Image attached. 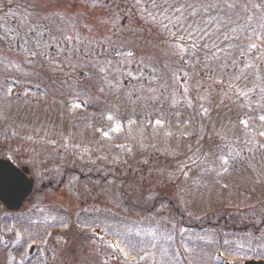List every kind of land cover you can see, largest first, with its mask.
<instances>
[{"label": "rangeland", "instance_id": "1", "mask_svg": "<svg viewBox=\"0 0 264 264\" xmlns=\"http://www.w3.org/2000/svg\"><path fill=\"white\" fill-rule=\"evenodd\" d=\"M105 1L108 0H0V33L13 35L9 50L0 48V159L29 166L37 185L47 179L53 181V191L45 187L18 215L31 225L42 224L40 218L43 219V241L31 243L36 254L44 264H197V259L203 260L201 250H197L199 242L189 243L185 227L186 217L191 216L196 224L204 226V219H212L205 229L211 242L230 234L224 231L226 223L234 228L247 226L228 238L233 248L231 258L223 264H243L246 257H264V39L243 38L229 62L220 65L215 61L217 66L213 68L208 63L205 77L193 79L197 73H186V52L178 39L186 34V28L168 29L159 23L163 14L144 15L146 11L129 0H114V7L107 8ZM214 8L235 16L237 11H243L251 23L264 27V0H214ZM138 12L141 17L137 20ZM202 22L213 26L211 20ZM83 28L87 34L80 32ZM115 32L128 37L120 43L121 49L116 47L113 58L117 62L112 65L101 58L104 52L99 49L113 37L115 42ZM226 38L229 41L231 37ZM80 43L96 46L93 52L84 50L88 55H80ZM208 50L206 45L201 58L203 54L204 62L212 63L217 59L212 60ZM175 59H182L183 68L157 83L156 69L151 67L161 63L170 68ZM131 62L137 70L131 71ZM147 69L148 80L143 74ZM193 96L205 110L202 117L211 108H228L239 119L231 123L235 133L242 135L240 131L247 130L251 122L257 129L244 140L238 137L231 142L221 130L202 139L203 130L198 133L188 124L192 120L188 107H192ZM259 108L263 111L260 115L256 113ZM50 109L60 112L52 111L49 117L62 115V119L72 121L76 114L81 115L76 117L78 125L88 119L86 126L95 129L96 136L91 132L84 136L76 133L73 142L64 139L60 143L52 134L56 136L65 124L47 117V124L36 125L46 128L42 133L48 135V148H37L45 141L40 133H33L32 114ZM164 109L180 116L182 126L169 128L161 114ZM97 113L105 124L94 128L96 121L91 119L97 118ZM145 116L146 129H137L138 120L142 122ZM15 126L20 128L17 137ZM195 145L199 148L194 149ZM200 156L201 161L195 163ZM185 160H189L188 164H184ZM83 164L102 175L91 180L57 174L58 168ZM126 188L134 195L144 192V203L151 201L152 211L141 224L133 219L144 215L145 205L133 203V210L127 208L126 196L121 192L125 193ZM174 210L185 221L177 236L175 228L180 219ZM221 212L226 216L223 221L218 216ZM77 217L85 226L94 218L102 225L78 227ZM8 218L15 216L0 207V228ZM60 220L65 223L62 228ZM122 225L139 226L136 230L140 237L131 232L135 237L128 240L130 243L141 238L151 246L147 239L151 237L152 244L159 239L167 248L173 241L180 252L164 256L161 246H146L127 254L123 244L126 229ZM15 232L18 244L23 234L17 229ZM5 233L0 231V244L7 242ZM117 234L119 237L114 238ZM34 236L30 231L29 237ZM194 237L201 240L204 236ZM2 250L0 247V264H12L13 257L2 254ZM217 252L210 259L218 262L222 256ZM28 259L27 255L18 261L24 264Z\"/></svg>", "mask_w": 264, "mask_h": 264}, {"label": "trees", "instance_id": "2", "mask_svg": "<svg viewBox=\"0 0 264 264\" xmlns=\"http://www.w3.org/2000/svg\"><path fill=\"white\" fill-rule=\"evenodd\" d=\"M129 1L131 3H135V5H137V8H139L140 10L144 9L146 11V13L144 15H151L152 17H154L158 13L163 14V16H162L163 18H161L159 20V23H160V25L168 26L167 27L168 29H171V27H173V26H178V27L182 26L183 28H186L185 29L186 34H184L181 37H178V39H181V43L183 44L184 49H185L184 51L186 52L185 53L186 57L183 58V60L185 61L184 64L186 65V73L192 72V71L197 73V76L191 75L193 79H195V77H197L198 79H203L205 77L206 68H207L206 65L208 63H210L211 67L213 68L215 65L217 66L215 61L219 62L220 65H223V63L229 62V57H233L234 54H236V51L239 49V46H240L239 43L243 38L251 39L252 41H253V39H264V29H263L264 27L262 25H257V23H254V22L251 23L250 19H248V14H245L243 11L242 12L237 11L238 15L236 14V16H235L234 13H230V11H224L222 9H215L214 8V0H145L146 1L145 3H143V0H141V1L129 0ZM208 1H212L213 4L208 3ZM113 2H116V1H114V0H111V1L108 0L107 2L105 1L104 7L105 8H107V6L108 7H114ZM118 2L123 3L124 0H120ZM31 4L33 5L34 2H31ZM22 5H23V3H22ZM206 9H208V11ZM24 11H25L24 14H27V11L26 10H24ZM21 12L23 14V11H21ZM135 15H136V13H135ZM137 15H139V16H135V17L138 20L139 17H141V13L138 12ZM27 16H28V14H27ZM203 19L206 21L211 20L213 23V26H207L205 24V22H202ZM231 19H234V20H231ZM80 32L83 34L88 33L87 30H85L84 28ZM114 35H117L115 38V42H114V37H113V39H110V41L108 43L102 44L103 47H100V49H99V50L104 52V54L101 55V58L105 59L108 62V64L111 63L112 65L114 64V62H117V60H115L113 58L114 56L117 55L116 50L119 48L120 43L123 44L125 42V39L128 37L126 35V33L116 34V32H115ZM227 36L231 37L229 41H228V38H226ZM255 36L257 38H255ZM11 37H13V35L7 34V33H0V48L1 49H4L6 51L9 50V47L11 46V44H10V40L12 39ZM222 39H225V41H223ZM221 40H222V43H221ZM206 45H209L208 51L210 53V56L212 57L211 59L212 60L217 59V60H213L212 63L210 61L204 62L203 54H202V58H201V53L204 52ZM95 46H96L95 43H94V46L89 45L87 47L84 46V43H80L77 46L79 48L78 53L80 55H88V54L84 53V50L86 49L87 52H93L95 49ZM117 46H118V48H116ZM119 49H121V48H119ZM121 59H123V58H121ZM128 59H132V58L129 57ZM175 60H176V62L172 61V63L170 64V68H165V66L161 63H159L157 67H155V66L151 67L153 70L156 69L157 74L154 73V75L157 77V79H156L157 83H160L162 78L163 79H169L171 77L170 75H173V73H176L180 68L181 69L183 68V66L180 63V60L182 61V59H180V60L175 59ZM157 61L158 60L156 59V62ZM130 67H131V71H135L138 69V68H136V64L134 62H131ZM139 70H140V67H139ZM149 73L150 72L148 71V69L143 73L146 76L145 79H147V80H148V77L150 76V75H148ZM218 73H219V71H218ZM9 104H10V102H9ZM34 104H35V102H34ZM190 105L192 107H188V109L190 111L189 115L192 116V120L191 121L188 120V124L190 125V127L192 129H197L196 132H198V133H200L203 130L202 135H201L202 139H204L206 137V134L216 133V131L221 130L222 132H226L228 140H231V142H233V141L237 140L238 137L241 140H244V137L255 132V130L257 129L255 126L252 125L253 122H251V126L247 130L240 131L242 133V135L240 133L237 134L233 131L231 123H232V120H235L238 122L239 119L237 118L236 114H230L229 113V111H231V109L226 108L224 110H217L216 111V108H211L213 110L209 109L208 114L205 115V117H202V111H205V110H202V104L201 103L197 104L196 97H194V99ZM12 108H13V110L16 109V108H14V105L12 106ZM32 108H33V106H32ZM50 110L51 111H49V110L45 111V113L39 112V113H33L32 114V118H34V121H32V123L34 125L33 133L35 131H36V135H37V133H40L39 137L42 139V141H45V143H40V145H38L37 148H42V149L48 148L45 146L46 144H49L48 135L47 134L44 135L42 133V131H47V130H46V128L39 129L36 124L43 126V125L47 124L45 119H47V117H49V115L53 114L52 111L60 112L59 109H54V110L50 109ZM221 111H222V113H220ZM169 112L170 111L165 110V109L161 111V114L164 115V118H165V121H166L168 127L169 128L172 127L174 129L176 124H179L181 127L182 123L180 121V116L179 117H178V115L173 116V114L169 113ZM262 112L263 111L260 108L257 109V111H256V113L257 114L259 113V115L262 114ZM43 114H45V118H42ZM237 115L239 118H241V114H237ZM36 116H37V118H35ZM95 116H97V118L92 117V119H91V120L96 121L95 126H93L94 128L101 126V124H105V122L103 123V121H102L101 114L97 113ZM76 117L79 118V117H81V115L79 116V114H76L75 118H73L72 121L69 118H65V117H64L65 119H62V115H60V116L55 115L54 117H49V118H52L54 122L65 124V127L61 128L59 130V133L56 136L53 134H52V136L54 138L61 140L60 143L64 142V139H67V140L69 139L71 142H73L75 139L76 133H82L84 136V134L90 135L89 132H91L92 136H96V134H97L96 130L95 129L93 130L91 128H87V126H86V122L88 119L82 120V121H84V123L82 125H78V124H76V122H77ZM146 118H147V116H145L142 119V122L140 119L138 120L140 125H138L137 129H141V130L146 129L145 125H146L147 121H144ZM204 118H207V121H205ZM227 119L229 121H227ZM127 120H130V119L128 118ZM125 122H126V119H124V124H125ZM263 125L264 124H261V126H263ZM71 127H73V130L71 129ZM13 128H14V132H16L14 137H17L19 134L20 128H19V126H15ZM129 131L130 130H128V133H129ZM35 138H38V137H35ZM102 140L103 139H101L100 141H102ZM126 140H127V137H126ZM202 144H203V142H202ZM193 147H194V149L199 148L198 145H195ZM190 150L193 152L192 149H190ZM187 151H186V153H187ZM202 153H204V152L202 151ZM201 155L203 156L204 154H201ZM202 156L198 157L197 162H195V163H199L201 161L200 159ZM253 157H254V154H253L251 159H254ZM188 161L189 160H185L184 164H186V162L188 164ZM190 168H191V165H189V169ZM54 174L55 173H50L49 175L53 176ZM57 174L64 175L63 177H66L67 175L68 176H81V178H84V177L87 179L91 178V180H93L94 178L98 179V177H100L98 175H102L101 173H96L97 174L96 175L94 173V171L89 169L87 164H83L79 167L66 165L62 168H58ZM50 182H53V181H51L50 179L46 180V184H47L46 188H47V190L53 191V185L51 186ZM59 182H60V180H59ZM128 182H130V181L127 180V183ZM133 183L134 182H130V184H133ZM54 185L56 186L57 183L54 182ZM37 189L38 190L35 191V194H37L38 192H41V190H42L40 186L37 187ZM121 192L123 193L122 196H124V198L126 196L124 202H125V205L127 208L133 210V203H136L139 206L142 203L145 205V208H144L145 210H143L144 216H140L138 218L136 217L133 219L134 221L138 222V221H141L142 218L148 217L147 215H149V213L152 211V209L149 208L151 201H149L150 203H144L145 201H142L141 196L144 194V192L142 193V191H141V192H138L136 195H134V191H127V188L125 190V193L123 190ZM159 200L160 199H158V200L155 199L154 201L157 202ZM156 206H157V204H156ZM174 212H175V210H174ZM175 213H176L175 216L179 217V219H180V222H178L179 225L175 221H173L177 225L175 228L176 236L179 233V230L182 229V227L186 223L185 227L187 229V233L190 235V239H189L190 242L189 243H195L194 241L199 242V246H198L197 250L198 251H199V249L201 250L199 252V254L202 255L203 260L197 259L196 260L197 264H223L224 260H226V258H228V257L231 258L230 255L232 253L231 250L233 248V246H231L230 244L227 243L228 238L231 237L235 233V230H242V229H245L247 227V226L236 225V227L234 228L232 225H228V223H226L224 231H226V232L229 231L230 234H228L227 236H224V237H223V235H220L219 240L216 241L214 239L215 242H211L210 240H208L206 238L207 230H205V229H206L207 225L211 224L212 219H204V221L207 222L206 225L204 226V225L196 224L197 222H194V220H193L194 218L191 216L186 217V222H185L177 212H175ZM223 215H225L224 212H221L220 214H218L220 221H223V219L226 218V216L223 217ZM134 216H136V215H134ZM209 218H211V217H209ZM188 220L190 221V223H187ZM225 222H227V220ZM78 225L80 226V223H78ZM91 226H93V225L90 224V227ZM88 228H89V226H88ZM131 228H132V226L128 227L129 232H131L130 231ZM195 235H197L199 237H203V236L204 237L201 240H198V239H195L196 238V237H194ZM211 236H215V235H211ZM211 236H209V238ZM116 237H119V235ZM133 237H135V236L132 233L131 234L126 233V235H125V239L127 242L125 246L127 247V249H126L127 251H129V250L135 251L139 247H140V249H143L146 247L145 244H141V243L140 244H134L135 242L130 243L128 240L130 238H133ZM207 240H208V242H207ZM159 242L160 241L158 239L157 240V246H161L162 248H164L163 249L164 250V256H166L168 254L174 256L180 252V250H179L180 247H178V245L176 243H174L173 241L168 242L169 243L168 248H167L166 244H164L162 242L159 243ZM180 246H182V244ZM148 247L150 248L149 245H148ZM215 251H218V252L220 251V254H221L220 256H222V260L219 259V261L217 262L216 260L210 259V255L215 254ZM204 255H206V256H204ZM217 256H219V254ZM256 257L264 258L261 256H256ZM246 258H248V257H246ZM165 262L169 263L168 261L159 262V263L156 261L155 264H164ZM174 264H176V263H174Z\"/></svg>", "mask_w": 264, "mask_h": 264}, {"label": "water", "instance_id": "3", "mask_svg": "<svg viewBox=\"0 0 264 264\" xmlns=\"http://www.w3.org/2000/svg\"><path fill=\"white\" fill-rule=\"evenodd\" d=\"M27 167L19 169L11 161L0 159V200L9 210H19L31 195L35 180L28 177ZM245 264H264V261H248Z\"/></svg>", "mask_w": 264, "mask_h": 264}, {"label": "flooded vegetation", "instance_id": "4", "mask_svg": "<svg viewBox=\"0 0 264 264\" xmlns=\"http://www.w3.org/2000/svg\"><path fill=\"white\" fill-rule=\"evenodd\" d=\"M27 209L28 208H25L23 212H25ZM24 219L8 218L6 219L8 222L1 224L4 225L5 228L1 226L2 228H0V231L5 230L7 237V242H2V244H0V247L3 249L1 253H7V257H13L12 264H20L18 260L23 259L27 255L29 259L24 264H44L42 262V257L38 256L35 252V245H31V243H39V240L35 239V241L29 237L28 222ZM16 229L23 234V238L18 244L15 243L17 238L14 237L18 235V233L15 232ZM8 236H11L12 238ZM14 261L16 262L14 263Z\"/></svg>", "mask_w": 264, "mask_h": 264}, {"label": "snow or ice", "instance_id": "5", "mask_svg": "<svg viewBox=\"0 0 264 264\" xmlns=\"http://www.w3.org/2000/svg\"><path fill=\"white\" fill-rule=\"evenodd\" d=\"M262 119H264V117H262ZM262 135H264V133H262Z\"/></svg>", "mask_w": 264, "mask_h": 264}]
</instances>
